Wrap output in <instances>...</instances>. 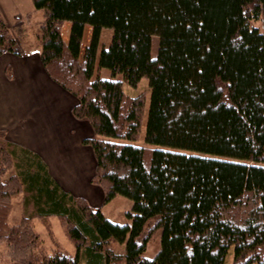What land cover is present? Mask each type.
I'll list each match as a JSON object with an SVG mask.
<instances>
[{"label":"trees","instance_id":"16d2710c","mask_svg":"<svg viewBox=\"0 0 264 264\" xmlns=\"http://www.w3.org/2000/svg\"><path fill=\"white\" fill-rule=\"evenodd\" d=\"M31 2L38 43L27 37L31 12L11 27L0 16V55L39 53L92 129L82 143L103 203L124 195L132 205L128 223L111 221L0 129V245L10 263L227 264L232 248L231 264H264V0ZM102 28L112 34L99 48ZM96 60L111 77H92ZM117 74L134 87L148 78L144 145L135 143L144 95L128 94ZM21 191L33 216L58 215L75 254L54 239L46 247L31 215L8 222ZM154 236L159 249L146 257Z\"/></svg>","mask_w":264,"mask_h":264},{"label":"rangeland","instance_id":"374dc122","mask_svg":"<svg viewBox=\"0 0 264 264\" xmlns=\"http://www.w3.org/2000/svg\"><path fill=\"white\" fill-rule=\"evenodd\" d=\"M29 6V7H28ZM22 16L31 12V19L28 23V39L33 43H38L36 33L38 31V23L41 18L40 11H34L31 0H19L16 6ZM33 10V11H32ZM22 11V12H21ZM9 25V27H11ZM112 30L110 28H102L99 48L107 46L111 38ZM158 37L153 35L151 38V55L154 56L157 49ZM98 74L100 77L109 78L111 72L108 68L97 69V60L93 76ZM115 78L122 80L123 89L130 95L143 94L145 98L144 113L142 117V126L137 144L144 145V129L147 115V108L150 97V87L147 77H142L137 86L128 85L122 78L121 74H117ZM32 80V78H29ZM24 82V81H23ZM24 85V83H23ZM26 87V85H24ZM27 88V87H26ZM27 89L22 91L20 103L23 104V109L26 105L34 104L35 107L31 110V117L25 122L22 132V137L30 142V147L23 143H16L30 151L36 152L41 161L45 164L47 173L60 185L69 186L73 191L64 189L72 196H82L86 199L89 205L99 208L101 212L111 221L117 223H128L129 218L126 215L130 211L132 200L124 195H116L112 199L103 203V194L99 186L89 183L88 175L93 171V159L89 150L83 148L76 143V139L80 137V131L68 130L57 123L48 115L40 114L39 109L44 104L43 98H50L55 103L58 102L57 94L54 92L46 93L45 87L41 82H33L31 90L26 94ZM62 102V101H61ZM60 108L58 105L55 109ZM56 118L64 119L63 114H59ZM9 119H12L10 117ZM10 121V120H9ZM11 122V121H10ZM11 124V123H10ZM54 128H57L54 131ZM90 136V135H89ZM93 186V187H91ZM63 189V188H62ZM25 194L24 191L12 195L10 199V209L7 215L9 223H16L23 215H31L33 225L43 239L46 247L54 246V240L60 243L70 253L75 254L76 248L74 244L66 237L55 213L48 214L47 218L41 220L37 216H33V209H24ZM50 232V233H49ZM52 235V237H51ZM54 239V240H53ZM160 246L159 236H154L146 245L144 254L146 257H153ZM232 251V248H230ZM231 251L227 255V264H231ZM10 259L5 255V246L0 245V264H11Z\"/></svg>","mask_w":264,"mask_h":264},{"label":"crops","instance_id":"0c3cea01","mask_svg":"<svg viewBox=\"0 0 264 264\" xmlns=\"http://www.w3.org/2000/svg\"><path fill=\"white\" fill-rule=\"evenodd\" d=\"M18 3L19 0H0V16L8 26L13 23L15 15L21 14L16 7ZM7 70L9 71V75L6 74ZM29 78H32V80H29ZM32 81L41 82L45 87L46 93L51 94L50 92H54L57 94V103L50 98H43L44 104L39 109L40 114L48 115L50 119L53 118L67 131L73 129L79 130L80 137H77L76 143L89 150L90 146L82 143V140L92 135L90 125L87 121L79 120L72 115L71 106L76 100L75 97L47 75L38 52L23 55L13 53H3L0 55V129L6 130L7 138L16 143H25L30 147L31 141L24 139L22 132L24 124L31 117V110L35 105L29 104L23 109V104L20 103V96L25 89H27L26 94L30 92ZM23 83L27 88L24 87ZM57 105L60 108L55 109ZM59 114H63L64 119L56 118ZM10 117L12 119H9ZM56 130L57 128H54V131ZM89 151L94 162L92 149L90 148ZM92 173L88 175L89 183L91 182L90 176ZM61 186L63 189L73 191L67 185L61 184ZM77 197L83 198L81 195ZM83 200L88 203L85 198Z\"/></svg>","mask_w":264,"mask_h":264}]
</instances>
